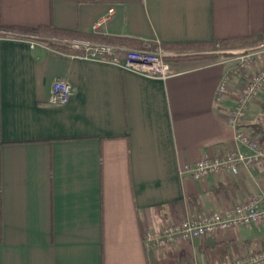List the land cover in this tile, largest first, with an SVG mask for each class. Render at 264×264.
Segmentation results:
<instances>
[{"label":"crops","instance_id":"1","mask_svg":"<svg viewBox=\"0 0 264 264\" xmlns=\"http://www.w3.org/2000/svg\"><path fill=\"white\" fill-rule=\"evenodd\" d=\"M0 25V264H228L264 247V222L164 248L146 237L264 189V160L199 181L180 173L234 147L224 115L264 47L239 68L209 46L259 35L246 44L263 45L264 0H0ZM35 28L54 33L23 30ZM85 36L159 45L171 75L70 48ZM57 78L73 90L65 104L47 102ZM243 127L264 144V87Z\"/></svg>","mask_w":264,"mask_h":264},{"label":"built area","instance_id":"2","mask_svg":"<svg viewBox=\"0 0 264 264\" xmlns=\"http://www.w3.org/2000/svg\"><path fill=\"white\" fill-rule=\"evenodd\" d=\"M113 10V7H110L108 14L99 19L95 27H99L108 19ZM68 44L71 49L82 52L85 57L118 61L122 67L130 68L148 77L164 79L171 75L170 66L165 60V56L169 53L159 45L153 48L148 42H144L139 48H129L87 39H69ZM246 63L248 62H243L241 66L244 67ZM228 82L229 78L223 77L217 88V99L226 93ZM262 87H264V65L246 77L236 101L224 115L226 124L233 129L234 147L225 153L204 154L194 163L183 164L180 168L181 175H188L193 180L199 181L210 174L219 172L237 174L240 167H249L264 160V144L243 127L248 106ZM72 92L68 80L57 78L51 86L47 102L65 104ZM241 147L247 151L242 150ZM261 203H264V189L259 194L224 211H210L164 222L159 236L152 237L151 233L147 232V241L151 245L164 248L179 241L214 235L243 225L262 223L264 209L261 208ZM228 264H264V247L249 255L238 256Z\"/></svg>","mask_w":264,"mask_h":264},{"label":"rangeland","instance_id":"3","mask_svg":"<svg viewBox=\"0 0 264 264\" xmlns=\"http://www.w3.org/2000/svg\"><path fill=\"white\" fill-rule=\"evenodd\" d=\"M248 46H251V47H248ZM240 47H243V48H238L236 49V51L232 54L230 53H226L227 49H229L230 47H224V46H220V47H216V46H209V49H215V50H222L221 52L223 54H220V55H223L224 57H227V58H231V57H236L237 61L238 62V65L237 67L241 68V64L245 61L247 62H250V60H252V57L255 56L257 54V50L258 49H261L264 47V44L263 45H260L259 47L257 46H253V45H250V44H244V45H241ZM233 48V47H232Z\"/></svg>","mask_w":264,"mask_h":264},{"label":"trees","instance_id":"4","mask_svg":"<svg viewBox=\"0 0 264 264\" xmlns=\"http://www.w3.org/2000/svg\"><path fill=\"white\" fill-rule=\"evenodd\" d=\"M0 27H3L2 25H0ZM23 30H26V31H29V32H35V33H42V32H46V33H54V31L52 32V29L50 28H47V29H39V28H35V29H23ZM66 33V36H69V37H74L76 36L74 33H70V32H65ZM264 34V33H263ZM261 35L257 36V37H254L253 39H237V40H233V39H230V40H223V41H220L219 42V45L221 46H224V47H239L241 45H244L246 43H249V42H253V41H258L261 39ZM87 40H92L94 39L93 37H83ZM93 41V40H92ZM109 42L108 43H111V44H116V45H120V44H117V42H115L114 40H108Z\"/></svg>","mask_w":264,"mask_h":264}]
</instances>
